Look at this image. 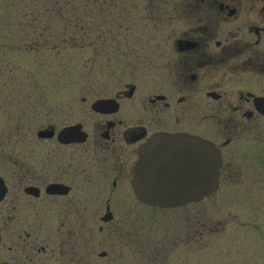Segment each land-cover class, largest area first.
I'll return each instance as SVG.
<instances>
[{"label":"flooded vegetation","instance_id":"af4514ba","mask_svg":"<svg viewBox=\"0 0 264 264\" xmlns=\"http://www.w3.org/2000/svg\"><path fill=\"white\" fill-rule=\"evenodd\" d=\"M167 1L164 38L156 47L165 62L152 64L156 80L100 97L110 100L100 109L93 107L99 99L82 97L70 112L40 118L31 143L34 178L24 174L10 184L0 176L6 187L0 239L11 241L10 264H18V253L25 262L58 256V264L107 257L114 244L95 242L94 230L123 232L120 197L134 195L139 152L157 134L213 142L222 155L219 190L259 175L243 150L264 147V0ZM70 127L85 138L60 141ZM16 163L14 172H21ZM51 217L54 226L47 225ZM45 231L61 234L57 250L19 242ZM97 245L106 250L95 252Z\"/></svg>","mask_w":264,"mask_h":264},{"label":"rangeland","instance_id":"374dc122","mask_svg":"<svg viewBox=\"0 0 264 264\" xmlns=\"http://www.w3.org/2000/svg\"><path fill=\"white\" fill-rule=\"evenodd\" d=\"M163 1L0 0V176L10 184L24 174L34 178L31 143L40 118L70 112L82 97L91 102L156 80L151 72L165 62L156 52L164 38ZM243 151L259 175L225 184L198 203L154 209L135 195L121 196L123 232L106 236L108 229L103 234L96 228L95 242L114 246L107 257L97 254L87 263L264 264V147ZM16 161L21 172H14ZM5 208L0 204V221ZM23 239L57 250L61 234ZM10 242L0 239V264L13 263ZM101 250L105 246L97 245L95 252ZM18 256V264H58V256L35 255L27 262Z\"/></svg>","mask_w":264,"mask_h":264},{"label":"water","instance_id":"95a60500","mask_svg":"<svg viewBox=\"0 0 264 264\" xmlns=\"http://www.w3.org/2000/svg\"><path fill=\"white\" fill-rule=\"evenodd\" d=\"M110 100H99L93 107L100 109ZM264 113V110H261ZM76 127L61 131L60 141L80 138ZM219 150L209 141L186 134H158L143 145L133 176V189L144 205L157 208L184 207L210 196L218 188ZM6 187L0 178V201Z\"/></svg>","mask_w":264,"mask_h":264}]
</instances>
